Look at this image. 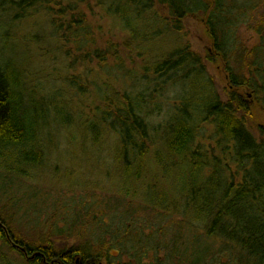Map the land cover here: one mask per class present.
Returning a JSON list of instances; mask_svg holds the SVG:
<instances>
[{"label":"trees","instance_id":"1","mask_svg":"<svg viewBox=\"0 0 264 264\" xmlns=\"http://www.w3.org/2000/svg\"><path fill=\"white\" fill-rule=\"evenodd\" d=\"M92 5L111 20H122L126 33L115 41L100 40L88 22ZM119 5H123L124 13ZM154 5L165 7L161 19L176 33L184 29L186 16L201 17L212 50L227 72L225 98L209 93L196 114L190 105H169L172 110L165 111L163 121L165 138L161 144L153 141L154 134L143 113L161 103L154 101L156 92H176V84L186 81L194 90L202 87L209 92L204 62L184 44L155 61L152 76L144 73L139 79L138 91L124 88L99 97L96 112L101 115L102 127L115 136L116 156H122L124 168L129 170L131 163L137 168L133 179L137 183L161 160L162 145L171 163L187 176L182 209L178 211L180 208L173 204L163 208L176 209L188 226L199 225L204 236L220 239V248L228 245L229 264H264V127L259 125L256 135L252 133L248 124L250 107L241 95V91L250 89V96L264 107V0H0V29L23 22L38 25L36 18H41L48 28L45 39L64 51L66 68L84 69L90 56L103 63L108 59L117 62L118 46L139 43L142 35L126 19V11L152 15ZM240 26L254 31L259 43L245 46L238 37ZM98 41L105 47L99 48ZM72 49L75 58L70 55ZM206 57L211 56L207 53ZM230 61L241 62V69L234 70ZM79 77V73H72L68 83L80 86ZM25 84L20 66L0 55V165L7 168L8 156L25 166H33L43 157L32 131L35 121L29 124L27 111L49 106L39 98L35 100ZM159 129L160 124L153 127L157 138ZM16 230L0 213V242L4 247L0 264H102L103 260L105 264H132L113 261L109 254L112 246L105 242L96 247L84 242L56 249L49 239L24 237ZM206 254L195 255L189 264H221L216 262L215 253Z\"/></svg>","mask_w":264,"mask_h":264},{"label":"rangeland","instance_id":"2","mask_svg":"<svg viewBox=\"0 0 264 264\" xmlns=\"http://www.w3.org/2000/svg\"><path fill=\"white\" fill-rule=\"evenodd\" d=\"M119 10L124 13L123 5ZM127 10L126 19L142 35L141 41L129 47L118 46L117 62L108 59L103 63L90 56L84 69L66 68L64 51L45 39L48 28L41 18H36L38 25L23 22L0 29V55L20 66L27 90L35 100L39 98L49 106L27 111L29 124L35 121L32 131L43 153L42 160L25 166L8 156V168L0 165V213L24 237L49 239L56 249L84 242L96 247L105 242L112 246L109 254L115 262L189 264L195 255L207 251L209 255L215 253L216 262L229 264L228 245L220 248V239L204 236L199 225L188 226L176 209L163 208L173 204L180 208L178 211L182 209L187 177L183 169L171 163L161 145V160L155 168L141 183L133 181L137 168L133 163L129 170L124 168L122 156H116V138L103 129L101 115L96 112L99 97L124 88L138 91L139 79L144 73L152 76L155 61L187 44L204 62L209 92L202 87L194 90L186 81L176 84V92L154 94V101L161 103L143 114L147 115L153 141L161 144L165 138V111L172 110L169 105H190L196 114L209 93L224 99L229 85L227 72L212 50L201 17L186 16L184 29L176 33L162 20L166 13L163 6L154 5L152 15ZM87 15L91 30L100 40L115 41L126 33L122 20H111L93 5ZM245 27H239L238 37L247 47L258 44V35ZM97 45L105 47L104 42L98 41ZM72 50L70 55L75 58ZM230 65L234 70L241 69V62L230 61ZM72 73H79L80 86L68 83ZM241 95L250 107L248 124L256 135L257 126L264 127V107L250 96V89L241 91ZM158 124L157 138L153 127ZM3 248L0 242V252Z\"/></svg>","mask_w":264,"mask_h":264}]
</instances>
